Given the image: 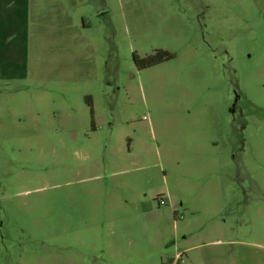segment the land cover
<instances>
[{"label": "rangeland", "instance_id": "rangeland-1", "mask_svg": "<svg viewBox=\"0 0 264 264\" xmlns=\"http://www.w3.org/2000/svg\"><path fill=\"white\" fill-rule=\"evenodd\" d=\"M31 17L0 74V264H264V0Z\"/></svg>", "mask_w": 264, "mask_h": 264}, {"label": "crops", "instance_id": "crops-1", "mask_svg": "<svg viewBox=\"0 0 264 264\" xmlns=\"http://www.w3.org/2000/svg\"><path fill=\"white\" fill-rule=\"evenodd\" d=\"M35 0H0V74L22 73L28 61L31 7ZM59 26L68 23L56 16Z\"/></svg>", "mask_w": 264, "mask_h": 264}, {"label": "trees", "instance_id": "trees-1", "mask_svg": "<svg viewBox=\"0 0 264 264\" xmlns=\"http://www.w3.org/2000/svg\"><path fill=\"white\" fill-rule=\"evenodd\" d=\"M173 57L174 56L171 53L163 50H157L154 54L146 56L144 58H140L137 54H133V59L138 69L151 67L153 65L161 63L162 61L170 60ZM86 101L89 106H91V100L89 97H87Z\"/></svg>", "mask_w": 264, "mask_h": 264}]
</instances>
